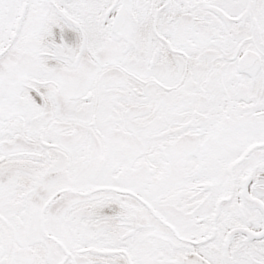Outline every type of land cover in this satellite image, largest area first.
<instances>
[{"label":"snow or ice","instance_id":"obj_1","mask_svg":"<svg viewBox=\"0 0 264 264\" xmlns=\"http://www.w3.org/2000/svg\"><path fill=\"white\" fill-rule=\"evenodd\" d=\"M0 264H264V0H0Z\"/></svg>","mask_w":264,"mask_h":264}]
</instances>
